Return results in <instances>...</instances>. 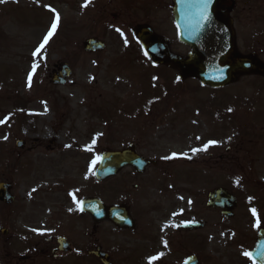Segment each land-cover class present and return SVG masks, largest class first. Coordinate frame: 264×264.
Returning <instances> with one entry per match:
<instances>
[{
	"label": "rangeland",
	"instance_id": "374dc122",
	"mask_svg": "<svg viewBox=\"0 0 264 264\" xmlns=\"http://www.w3.org/2000/svg\"><path fill=\"white\" fill-rule=\"evenodd\" d=\"M262 5L250 7L247 19L243 15L236 39L241 54L254 53L264 62ZM57 15L55 31L33 56ZM144 22L168 39L172 52L188 53L176 39L165 1L0 2V182L6 180L7 163L16 171V164L45 157L74 139L80 143L87 137L91 164L106 149L142 141L150 144L148 150L161 172L169 161L172 172L185 171L190 177L187 185L183 183L187 190L178 201L173 196L174 208L172 203L164 205L169 219L143 201L133 209L132 230L100 222L99 246L111 254V262L182 264L186 255L193 254L199 264H247L244 253L256 235L252 210L245 206L249 201L239 203L235 216L225 220L219 212L205 208V198L216 186L248 192L247 158L261 150L264 132V78L243 75L222 90L208 89L193 78L180 81L175 71L152 65L143 54L131 29ZM91 36L102 39L105 50L85 53L81 41ZM61 62L73 73L65 85L54 86L50 72ZM74 133L81 135L68 140L66 135ZM20 138L25 146L18 149L14 142ZM30 146L31 150H25ZM17 154L27 155L17 158ZM95 167L92 164V173ZM193 172L199 180L194 186ZM252 174L258 177L261 171ZM18 175L15 189L22 199ZM93 185L94 196L104 203L119 202L116 178L96 184L93 177ZM10 213L9 207L0 204V228L9 232L0 233V264H32L22 259L27 255L26 242L19 241L23 236L16 242L19 233L12 230ZM185 220H200L206 226L181 232L179 223ZM18 224L24 227L16 222V228Z\"/></svg>",
	"mask_w": 264,
	"mask_h": 264
},
{
	"label": "flooded vegetation",
	"instance_id": "af4514ba",
	"mask_svg": "<svg viewBox=\"0 0 264 264\" xmlns=\"http://www.w3.org/2000/svg\"><path fill=\"white\" fill-rule=\"evenodd\" d=\"M161 1H165L170 15H173V0ZM259 2L262 5L264 0H228V6L223 7L230 11L236 27L240 20L243 21V15L246 17L250 13V7H257ZM80 135L74 133L66 137L70 140V137ZM53 142L49 141V144ZM72 142L54 149L45 157L24 161L16 166V171L10 164L6 167L5 178L13 200L9 205L10 218L14 222L12 230L19 233L15 235L17 240H13H25L27 255L22 259H28L32 264L103 263L99 257L97 222L80 207L83 200L95 197L89 142L87 137L83 142L78 143L75 139ZM149 146L142 141H130L119 146L117 150L126 149L127 158H133L136 164L128 163L119 169L115 177L109 178L117 179L118 204L127 208L134 224L136 216L133 209L140 207L143 201L150 203L151 211L169 219L164 205L172 203L175 207L173 196L176 195V201L181 199L180 196L187 190L183 183L187 185L186 179L190 178L184 175V170L181 173L172 172L170 161L165 163L161 172L159 162L148 150ZM26 149L31 150V146ZM260 149L256 155H248L246 162L247 171L251 172L247 207L255 210V215L253 211L250 215L252 228L256 231L254 240L260 230H264V132ZM26 155L17 154V158ZM258 169L261 174L254 177L252 173ZM17 175L22 179L19 184L22 199L15 189L14 178L17 179ZM192 179L193 186L199 183L195 176ZM233 189L239 203L245 204L240 190L236 187ZM16 222H21L24 227L18 224L16 228ZM66 248L69 250L65 251ZM107 255L111 261V254L108 252Z\"/></svg>",
	"mask_w": 264,
	"mask_h": 264
},
{
	"label": "water",
	"instance_id": "95a60500",
	"mask_svg": "<svg viewBox=\"0 0 264 264\" xmlns=\"http://www.w3.org/2000/svg\"><path fill=\"white\" fill-rule=\"evenodd\" d=\"M227 0H174L173 15L180 42L190 47L187 56L173 54L169 51L168 42L152 32L147 25L133 28L132 33L141 43L144 52L151 61L178 70L179 78L195 77L202 84L209 87H222L236 80L237 75L258 73L264 76V65L253 56L236 54V39L232 19L228 11L221 8ZM87 52L102 51L105 45L97 38L91 37L82 42ZM71 75L67 64L60 66V73L52 76L54 84L64 83V78ZM22 142H17L20 146ZM120 152L107 151L102 154L95 171L96 180H103L115 174L119 168L117 163ZM126 164V160H123ZM0 201L10 203L8 185L0 183ZM207 206L219 208L226 218L234 215L236 200L224 188H216L208 195ZM84 209H88L86 203ZM95 217L109 219L118 227H131L132 222L126 211L120 206H103L98 199H94ZM203 224L185 222L181 228L193 229ZM4 232V231H3ZM257 246L251 250V255L257 262L264 264V232L259 234ZM100 256H105L102 254ZM185 264H197L194 256H190Z\"/></svg>",
	"mask_w": 264,
	"mask_h": 264
},
{
	"label": "snow or ice",
	"instance_id": "6c2138e0",
	"mask_svg": "<svg viewBox=\"0 0 264 264\" xmlns=\"http://www.w3.org/2000/svg\"><path fill=\"white\" fill-rule=\"evenodd\" d=\"M0 2H2V0H0ZM83 6H87V3ZM59 21V16L57 15L55 20L53 21L52 23V27H51V30L49 31V33L44 37V41L40 44V46L36 49L35 52H33V56H36L42 48H44V45L47 43L49 37L52 35V32L55 31L56 27H57V22ZM117 31H119V29H117ZM121 35H123V33H121ZM35 65H33V69H35ZM31 75L32 73H29V80H31ZM3 121H0V123H2ZM93 143H95V141H93ZM212 143H215V141H209V144H212ZM204 148L206 149L207 148V145L204 146ZM194 152L195 151H198L197 149H194L193 150ZM175 155V154H173ZM167 158V157H166ZM99 160V157H96L93 161H92V164H95L96 161ZM91 170V169H90ZM253 215H255V210L253 209ZM245 256L249 257V259H251V253H248V252H245L244 253ZM152 259H156L155 257H153Z\"/></svg>",
	"mask_w": 264,
	"mask_h": 264
}]
</instances>
